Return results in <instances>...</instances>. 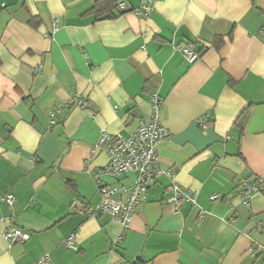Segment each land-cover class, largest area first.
Listing matches in <instances>:
<instances>
[{
    "label": "crops",
    "instance_id": "crops-1",
    "mask_svg": "<svg viewBox=\"0 0 264 264\" xmlns=\"http://www.w3.org/2000/svg\"><path fill=\"white\" fill-rule=\"evenodd\" d=\"M94 1L0 0V194L15 196L11 209L0 203V264H264V0H124L151 11L110 18L90 12ZM181 45L200 59L188 63ZM154 93L170 133L159 163L196 203L174 213L160 175L125 229L73 212L74 200H99L100 133L127 136ZM257 177L243 205L239 183ZM131 180L102 176L113 187ZM8 225L29 238L8 244ZM70 233L77 250L62 242Z\"/></svg>",
    "mask_w": 264,
    "mask_h": 264
},
{
    "label": "built area",
    "instance_id": "built-area-1",
    "mask_svg": "<svg viewBox=\"0 0 264 264\" xmlns=\"http://www.w3.org/2000/svg\"><path fill=\"white\" fill-rule=\"evenodd\" d=\"M126 11H132L137 16H143L150 13L151 6L148 3H143L140 8L131 10L124 0H117L114 10L106 14L111 17ZM177 50L188 63H194L200 59V53L192 50L190 45H181L177 47ZM37 70H39V67ZM149 102L151 105L150 114L147 117L138 118L135 128L127 136L105 131L100 133L95 148L105 152L107 164L93 172L97 182L99 200L95 205L74 200L70 205L73 212L85 216L108 214L125 229L139 205L144 202L148 183L160 175H164L169 181L167 189L170 196L167 202L172 205L174 213H179L180 207L186 202L192 205L196 203L197 192L179 185L175 180L174 172L159 163L158 147L164 140L169 138L170 133L160 122L161 98L154 93L150 96ZM74 103L80 109L88 106V100L83 95H75ZM63 106L61 105L49 112L50 125L55 124V117ZM205 117H208V115L206 114ZM198 125L201 129L207 127L204 118L198 119ZM102 176L111 179L132 177V180L128 184L123 183L120 187H113L103 182ZM262 182L263 179L260 177L252 181H240L238 198L243 205H249L252 195L261 189ZM123 194L125 197H120ZM215 198L216 195L209 196L211 201ZM14 202L15 196L12 193L0 194V203L6 204L10 209ZM205 214L206 211L200 209L198 219L201 220ZM2 237L8 244L24 243L29 238V234L17 226L8 225L2 233ZM122 238V236H118L116 242L121 241ZM62 242L69 249L77 250L78 248L74 233L67 235ZM259 248L260 246L254 243L249 247V251L254 254ZM37 263L53 264L48 255L39 257Z\"/></svg>",
    "mask_w": 264,
    "mask_h": 264
},
{
    "label": "trees",
    "instance_id": "trees-1",
    "mask_svg": "<svg viewBox=\"0 0 264 264\" xmlns=\"http://www.w3.org/2000/svg\"><path fill=\"white\" fill-rule=\"evenodd\" d=\"M116 2L117 0H95L93 6L90 9V12H92L97 18H110L106 13L114 10ZM33 21L34 20H32L31 22L34 25Z\"/></svg>",
    "mask_w": 264,
    "mask_h": 264
},
{
    "label": "water",
    "instance_id": "water-1",
    "mask_svg": "<svg viewBox=\"0 0 264 264\" xmlns=\"http://www.w3.org/2000/svg\"><path fill=\"white\" fill-rule=\"evenodd\" d=\"M135 261H137V258H135ZM135 261H134V262H135Z\"/></svg>",
    "mask_w": 264,
    "mask_h": 264
}]
</instances>
